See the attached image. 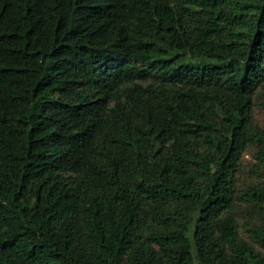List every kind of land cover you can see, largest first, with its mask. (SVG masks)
Returning a JSON list of instances; mask_svg holds the SVG:
<instances>
[{
	"label": "trees",
	"instance_id": "1",
	"mask_svg": "<svg viewBox=\"0 0 264 264\" xmlns=\"http://www.w3.org/2000/svg\"><path fill=\"white\" fill-rule=\"evenodd\" d=\"M260 87L264 0H0V264H264Z\"/></svg>",
	"mask_w": 264,
	"mask_h": 264
},
{
	"label": "rangeland",
	"instance_id": "2",
	"mask_svg": "<svg viewBox=\"0 0 264 264\" xmlns=\"http://www.w3.org/2000/svg\"><path fill=\"white\" fill-rule=\"evenodd\" d=\"M120 61L114 60L108 63L109 67L115 66ZM254 119L255 123L260 126L261 129L264 130V88L260 87L255 93L254 96ZM257 148L255 145H250L245 153L242 156L240 166H239V181L238 183H242L246 180L258 179L260 176L264 175V163L259 161L256 157ZM263 178V177H261ZM241 234L246 236L243 228L240 229ZM258 249H261L257 246ZM196 264H200L197 262Z\"/></svg>",
	"mask_w": 264,
	"mask_h": 264
}]
</instances>
